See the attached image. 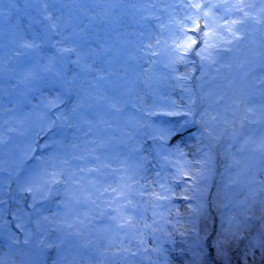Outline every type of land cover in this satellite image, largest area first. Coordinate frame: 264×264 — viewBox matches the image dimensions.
I'll return each mask as SVG.
<instances>
[{
  "label": "rangeland",
  "instance_id": "obj_1",
  "mask_svg": "<svg viewBox=\"0 0 264 264\" xmlns=\"http://www.w3.org/2000/svg\"><path fill=\"white\" fill-rule=\"evenodd\" d=\"M0 264H264V0H0Z\"/></svg>",
  "mask_w": 264,
  "mask_h": 264
},
{
  "label": "bare ground",
  "instance_id": "obj_2",
  "mask_svg": "<svg viewBox=\"0 0 264 264\" xmlns=\"http://www.w3.org/2000/svg\"><path fill=\"white\" fill-rule=\"evenodd\" d=\"M113 63H114V65H112L111 66V68H112V70H116V68L118 67V65H119V57H115V56H113ZM164 95H167V94H164ZM132 97V98H131ZM130 99L132 100V101H134L135 103H136V98H135V94L133 93V95L132 96H130ZM63 105V104H62ZM61 105V106H62ZM60 106V107H61ZM155 109H159V110H164V109H166V107H167V102L165 101V99H157V104H156V106H153ZM153 107H147L146 105H144V100L142 99V102H141V106H140V108L141 109H143V110H147V109H149L150 111H152L154 108ZM56 108H59V106H56ZM52 110L53 111H55V112H57V110L58 109H55V108H52ZM113 111H114V107L112 106V109H111V112L109 113V115H107L108 117H110L111 116V119H115V115L113 114ZM112 114H113V116H112ZM160 114V116H162L163 117V113H159ZM138 121H141L142 120V118L141 117H139L138 116V119H137ZM113 122V121H112ZM134 125H135V123H134ZM61 128V127H59V124H57V123H53V125L51 126V128L50 129H45L44 131H41V133H40V140L42 141V140H45L47 137H48V135L53 131V129L54 128ZM57 132V130L54 132V133H56ZM75 132H76V135H78V128L76 127V130H75ZM77 137V136H76ZM206 138H208V137H206ZM84 141H80L79 143H78V147L79 148H84Z\"/></svg>",
  "mask_w": 264,
  "mask_h": 264
}]
</instances>
